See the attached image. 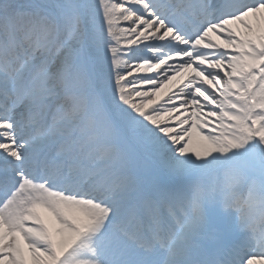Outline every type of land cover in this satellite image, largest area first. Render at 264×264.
<instances>
[{
    "label": "snow or ice",
    "instance_id": "obj_1",
    "mask_svg": "<svg viewBox=\"0 0 264 264\" xmlns=\"http://www.w3.org/2000/svg\"><path fill=\"white\" fill-rule=\"evenodd\" d=\"M0 264H264V0H0Z\"/></svg>",
    "mask_w": 264,
    "mask_h": 264
},
{
    "label": "rangeland",
    "instance_id": "obj_2",
    "mask_svg": "<svg viewBox=\"0 0 264 264\" xmlns=\"http://www.w3.org/2000/svg\"><path fill=\"white\" fill-rule=\"evenodd\" d=\"M144 74H146V73H136V72H134V73H133V76L131 77V79H132L134 76H136V75H144ZM182 79H183V77L181 78V80H182ZM176 80H177V82H176ZM181 80L175 79V83H176V84H174V85H173V84H172V85H170V84L167 85L166 88H165V90H164V93L161 94V92H160L159 94H157V95H158L157 98L164 96L165 93L171 94V92H170L169 90H175V89L177 88V86L180 84ZM142 90H148V89H147V86H145ZM160 102L163 103L164 101L161 100ZM177 103H178V102H177ZM165 119H167V118H165ZM171 122H172V123H175V121H171Z\"/></svg>",
    "mask_w": 264,
    "mask_h": 264
},
{
    "label": "bare ground",
    "instance_id": "obj_3",
    "mask_svg": "<svg viewBox=\"0 0 264 264\" xmlns=\"http://www.w3.org/2000/svg\"><path fill=\"white\" fill-rule=\"evenodd\" d=\"M124 26L126 27L127 25L125 24ZM182 77H183V76H179V77H176L175 79L181 80ZM129 79H131V77H129ZM175 79H173L172 81H170L167 85H169V84H170V85H172V84H173V85L176 84V83H175ZM176 82H177V80H176ZM167 85H165L164 88L161 90V94L164 93V90H165V88H166ZM158 94H159V93H158ZM169 95H170V94H169ZM157 96H158V95H157Z\"/></svg>",
    "mask_w": 264,
    "mask_h": 264
}]
</instances>
